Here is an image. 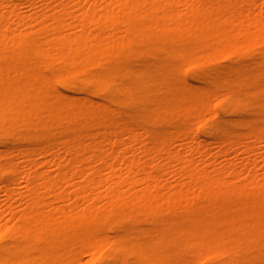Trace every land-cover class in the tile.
<instances>
[{
	"label": "bare ground",
	"instance_id": "bare-ground-1",
	"mask_svg": "<svg viewBox=\"0 0 264 264\" xmlns=\"http://www.w3.org/2000/svg\"><path fill=\"white\" fill-rule=\"evenodd\" d=\"M21 2L0 0V264H264V0Z\"/></svg>",
	"mask_w": 264,
	"mask_h": 264
},
{
	"label": "rangeland",
	"instance_id": "rangeland-1",
	"mask_svg": "<svg viewBox=\"0 0 264 264\" xmlns=\"http://www.w3.org/2000/svg\"><path fill=\"white\" fill-rule=\"evenodd\" d=\"M79 2H84L85 0H77ZM36 6L39 7L40 9L42 7H44V3L42 2V0H36L35 2ZM20 10L21 12H23V14H29L30 13V5L28 3V0H22L21 2V7H20ZM79 12V11H77ZM245 13L247 14H250L252 17H256L257 19L261 18V16L264 15V9L263 7L261 6H257L256 8L248 11V10H245ZM134 61L138 62L139 64H143L145 63V59L144 58H138V59H135ZM186 62V60H185ZM183 71H188V76L191 74V70L188 68L187 70V67H183L182 68ZM24 80H26V76L23 77ZM162 137H158L157 140H156V143L157 144H161L160 141H161ZM193 143L192 142H187L183 148H184V156L188 154V152L193 148ZM206 148L210 151H212L213 154H215V152L217 151L216 149V146L214 145H211V144H208L206 145ZM132 156H136L138 157L141 161H146L148 159V156L146 154H142V155H139L138 152H133L131 153ZM159 163L161 162V160L158 161ZM178 165V162L176 160H173L171 161V163L166 166L169 170H174L176 168V166ZM46 168V167H45ZM47 169H50L49 167H47ZM45 170V169H44ZM54 170V169H52ZM169 183V182H168ZM3 201V194L0 193V206L3 205V203L1 204V202ZM84 261H87L90 259V256L89 255H85L83 257Z\"/></svg>",
	"mask_w": 264,
	"mask_h": 264
}]
</instances>
